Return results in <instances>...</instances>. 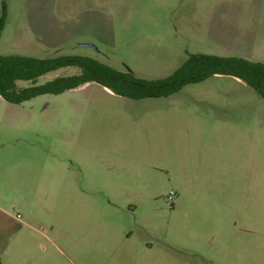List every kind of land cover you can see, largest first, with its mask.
Instances as JSON below:
<instances>
[{
	"label": "rangeland",
	"instance_id": "obj_1",
	"mask_svg": "<svg viewBox=\"0 0 264 264\" xmlns=\"http://www.w3.org/2000/svg\"><path fill=\"white\" fill-rule=\"evenodd\" d=\"M3 3L0 55L90 56L146 79L192 54L264 62V0H0V18ZM0 161L10 216L64 237L50 264H264V99L235 77L141 100L97 83L0 97Z\"/></svg>",
	"mask_w": 264,
	"mask_h": 264
},
{
	"label": "trees",
	"instance_id": "obj_2",
	"mask_svg": "<svg viewBox=\"0 0 264 264\" xmlns=\"http://www.w3.org/2000/svg\"><path fill=\"white\" fill-rule=\"evenodd\" d=\"M6 14V4L3 3L0 35L5 26ZM63 68L76 71L56 75ZM215 75L238 78L264 99L263 62L212 54L189 55L172 74L155 79L138 77L129 68L119 71L90 56L61 54L39 58L0 55V97L10 104L22 105L40 95H59L87 83H97L115 95L141 100L172 96L187 85Z\"/></svg>",
	"mask_w": 264,
	"mask_h": 264
},
{
	"label": "crops",
	"instance_id": "obj_3",
	"mask_svg": "<svg viewBox=\"0 0 264 264\" xmlns=\"http://www.w3.org/2000/svg\"><path fill=\"white\" fill-rule=\"evenodd\" d=\"M240 25L232 22L230 28L228 29V26L226 28L232 31L238 30ZM228 30L221 32V35L229 34ZM242 31L245 33L244 29ZM246 32L250 35L251 30ZM248 39L250 42V36ZM229 56L263 62V58L260 57L237 54ZM0 169L4 170L5 167L0 166ZM62 241L64 237L56 233L53 225L43 220L21 218L20 214L11 217L6 208L0 204V264H50L51 258H54L56 263L65 262L68 254Z\"/></svg>",
	"mask_w": 264,
	"mask_h": 264
},
{
	"label": "water",
	"instance_id": "obj_4",
	"mask_svg": "<svg viewBox=\"0 0 264 264\" xmlns=\"http://www.w3.org/2000/svg\"><path fill=\"white\" fill-rule=\"evenodd\" d=\"M81 47H85V48H92L94 49L95 51L98 52V49L93 45V44H89V43H83L80 45Z\"/></svg>",
	"mask_w": 264,
	"mask_h": 264
},
{
	"label": "built area",
	"instance_id": "obj_5",
	"mask_svg": "<svg viewBox=\"0 0 264 264\" xmlns=\"http://www.w3.org/2000/svg\"><path fill=\"white\" fill-rule=\"evenodd\" d=\"M173 196H174V194L173 195H171L170 197H169V199L171 200V199H173Z\"/></svg>",
	"mask_w": 264,
	"mask_h": 264
}]
</instances>
